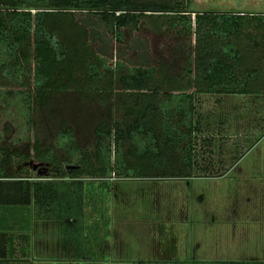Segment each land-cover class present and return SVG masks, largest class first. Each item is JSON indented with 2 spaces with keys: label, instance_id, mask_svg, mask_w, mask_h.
I'll list each match as a JSON object with an SVG mask.
<instances>
[{
  "label": "trees",
  "instance_id": "1",
  "mask_svg": "<svg viewBox=\"0 0 264 264\" xmlns=\"http://www.w3.org/2000/svg\"><path fill=\"white\" fill-rule=\"evenodd\" d=\"M67 18L87 32L82 45L71 47L60 38L58 22ZM150 18L158 22L160 38L173 43L177 37L179 41L171 45V55L147 53L139 66H132L131 56L121 60L122 50L127 49L125 32L133 29L143 37ZM91 25L102 28L109 45L98 30L90 32ZM248 50L264 53V14L204 12L193 17L188 5L179 0H0V87L22 89L0 91V96L9 99L13 95L11 102L22 106L28 118L33 106L50 95L75 89L85 98H94L102 93L103 85L112 88L116 80L127 92L148 94L146 100L138 97L133 102L141 114L112 126H97L92 153L79 148L73 129L65 128L59 132L56 146L64 153V161L54 148L42 149L36 142V171L44 169L43 176H35L28 156H21L25 164L17 174L0 166V264L13 261L12 235L30 231L34 218L57 221L60 236L67 246L75 244L80 257L84 242L98 241V235L94 239L84 235L85 225L89 226L84 222V205L97 194L93 187L88 191L93 183L86 179L193 177L200 155L195 138L200 124L195 120V95L264 94V67L250 63ZM32 65L33 92L29 81ZM163 78L174 87L166 97L162 95ZM192 78L195 91L189 93L186 86ZM171 154L180 157L181 173L175 170ZM13 157L0 149L1 159L10 162ZM94 207L91 203V214ZM98 219L90 224L95 234L100 227L108 228L102 211Z\"/></svg>",
  "mask_w": 264,
  "mask_h": 264
},
{
  "label": "rangeland",
  "instance_id": "2",
  "mask_svg": "<svg viewBox=\"0 0 264 264\" xmlns=\"http://www.w3.org/2000/svg\"><path fill=\"white\" fill-rule=\"evenodd\" d=\"M179 1L188 5L193 17L204 12L264 14V0ZM157 23L155 18L148 19L146 31L140 38L133 29L126 30L124 38L127 49L122 50L121 60L131 56L128 59L132 60V66H139L143 59H147V53L154 55L155 52L162 51L164 55H171V45H175L179 39L174 37L173 43H169L165 38H160L156 33ZM58 28L60 38L71 47L82 45L86 41L87 32L76 27L70 18L59 20ZM89 28L90 32L98 30L105 39V45H109L105 38L107 34L102 28L97 25ZM245 46L249 49L247 43ZM114 53L119 56L120 51L114 47ZM250 53V63L263 69L264 53ZM29 81L33 92V65ZM162 81V95L166 97L174 87L167 79L163 78ZM194 81L192 78L187 84L188 92L195 89ZM19 90L22 89L9 85L0 87V91L5 93ZM101 91L94 98H85L75 89L50 95L33 106L30 118L23 112L22 106L11 102L13 95L9 99L1 95L0 149L14 154V157L10 162L0 158V166L7 169L9 174H17L25 164L21 156H28L31 159L29 165L34 167L38 163L34 150L36 142H39L42 149L54 148L58 157L63 160L64 153L56 146L59 132L65 128L73 129L79 148L92 153L96 146L97 126H112L141 114V109L133 102L138 97L146 100L148 95L127 92L117 80L112 88L103 85ZM215 99L211 96L200 99L202 114L214 113L209 117V123L215 129L220 124L219 121L224 119L228 124L226 128L229 129L233 125L232 119L225 112L243 109V101L229 98L226 105H220ZM258 106L259 103L254 100L245 106L251 114V125L254 126L258 124L255 113ZM206 135L210 136L211 133H206L199 139L197 145L200 148L197 150L200 152L199 156L209 158L210 149L203 139ZM233 136L238 137L237 134ZM223 151L221 144L214 146L215 156ZM171 158L175 170L181 173L180 157L171 154ZM203 167H214V170L220 172L224 168L212 164H203ZM40 171L46 173L44 169ZM224 173L226 175L220 178H198L199 173L194 177L195 180L86 179V183H93V186L87 188L88 191L93 187L97 193L91 196V203L93 207L96 206L90 222L93 224L100 220L99 211H102L108 223L107 229L100 227L99 237L97 236L100 244L93 242L92 253L88 254L92 257L88 260L87 256L79 259L76 255L59 252V245L53 238L55 227L52 223H47L45 228L38 227L33 232L32 256L29 259H22L18 242L14 243L16 249L10 256L13 260L11 264H61L60 261H67V257L70 260L75 258L71 261L75 264L82 261H85L82 264H137L142 261L264 262V133H253L239 148H235L234 155L222 174ZM35 176L43 175L35 171ZM102 199L101 206H98ZM87 230L85 225L84 235L89 233Z\"/></svg>",
  "mask_w": 264,
  "mask_h": 264
},
{
  "label": "crops",
  "instance_id": "3",
  "mask_svg": "<svg viewBox=\"0 0 264 264\" xmlns=\"http://www.w3.org/2000/svg\"><path fill=\"white\" fill-rule=\"evenodd\" d=\"M195 91V89L192 92L189 93H193ZM203 96H211L213 98H216V102H218L220 105H226V102L229 98H238V99H242L243 101V109H234V110H229L225 113H227L229 115V117L232 119V126L226 128V126L228 125L226 123V121L224 120H220L219 121V125L217 126V129H215L210 123V119L209 117L212 116V114L214 115V113H210L207 115H203L202 111H201V98ZM254 98V99H253ZM257 101L259 103V108L257 109V111L255 112L256 115L258 116V124L256 126L251 125V118L250 117V112L249 110H247L248 108H245V106L249 105L250 102L252 101ZM195 103H196V117L195 120L199 121V125H197V128L199 129L196 133H195V138H196V142L197 144L199 143V139H202V137H204V134H208L211 133L210 136L206 135L204 139V143L206 144V146L210 149V157L206 158L204 156H197L196 158V166L195 170L193 172V177L191 178H185L186 180H195V176L199 173L200 176H198V178H214L217 176V178L220 177H224L226 174H222V172L226 169V166L229 164L230 159L233 157L234 155V151L235 148H239L240 144L244 143L246 141L247 138H250L251 135L253 133L256 132H260V133H264V94H260V95H210V94H196L195 95ZM227 114L225 115L227 117ZM246 115H247V119H246ZM224 116V117H225ZM239 117V118H238ZM244 117V118H242ZM217 134H216V133ZM220 134V135H219ZM233 134H237L238 137L233 136ZM219 135V136H217ZM240 136V138H239ZM217 139H222V141L220 142V140ZM221 144L222 147L224 148V151L222 153H220V155L215 156L213 149L214 146L216 144ZM226 143H228L226 145ZM238 145V146H237ZM221 147V146H220ZM197 148H200L197 145ZM203 164L208 165H215V166H222L224 167L223 169H221V172L219 170H214L213 168H204ZM210 167V166H209ZM206 176V177H201V176ZM210 175V176H209ZM88 202V203H87ZM86 204L84 205V211H85V219L84 222H88V227H87V232L89 231V233L85 234V236H89L91 238L97 236L98 234H95V232H92L91 228H90V224H92L91 221V200H87ZM47 223H52L53 226L55 227L54 229V235L53 238L54 240L57 242V244L59 245V252H62V254H73L74 256L76 255L79 259H82L83 256H87V260L90 259L92 256H88V254L92 253V249H93V242L92 244H86L84 242L83 244V251H82V255L80 257L79 253H78V249L75 246L74 243H72L71 245H66L64 239L59 235V223L57 221H52V220H47V219H42V218H34L33 219V224H32V229L28 232H19V233H15L12 236L15 238V243L16 241L18 242L17 244L19 245V249H20V253L21 255H23L24 260L29 259L32 256V234L34 231L37 230L38 227L41 228H45ZM40 234V233H39ZM38 234V235H39ZM97 243L100 242L96 241ZM96 243V246H99ZM100 244V243H99ZM15 244H14V251H15ZM69 256V255H68ZM67 261L63 262L60 261L61 264L65 263H72L75 264V262H71L74 259H69V257L65 258ZM23 261V260H21ZM85 261L80 262L79 264L84 263ZM24 263V262H22ZM11 264V263H9Z\"/></svg>",
  "mask_w": 264,
  "mask_h": 264
},
{
  "label": "water",
  "instance_id": "4",
  "mask_svg": "<svg viewBox=\"0 0 264 264\" xmlns=\"http://www.w3.org/2000/svg\"><path fill=\"white\" fill-rule=\"evenodd\" d=\"M38 169H39V165L36 164V165L34 166V170L36 171V170H38ZM39 174H40V175H43V173H42L41 171H39Z\"/></svg>",
  "mask_w": 264,
  "mask_h": 264
}]
</instances>
